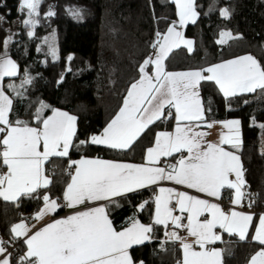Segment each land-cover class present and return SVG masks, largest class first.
Instances as JSON below:
<instances>
[{
	"label": "snow or ice",
	"instance_id": "snow-or-ice-1",
	"mask_svg": "<svg viewBox=\"0 0 264 264\" xmlns=\"http://www.w3.org/2000/svg\"><path fill=\"white\" fill-rule=\"evenodd\" d=\"M41 2L20 0L19 11H26L28 17L22 21L24 25L36 27ZM172 2L178 20L173 21L165 32L155 33V41L150 45L154 51L139 66V78L130 84L118 113L100 135L79 142L80 145L90 143L129 150L156 121L165 116L174 118V131L156 134L153 146L146 149L145 163L87 157L71 159L77 116L52 108L51 115L45 117L43 110L49 106L41 101L35 114L37 126L22 120L13 122L9 119L13 100L0 84V164L7 168L6 172L0 173V197L16 202L22 196L33 197L40 188L46 189L52 183L43 168L49 157H67L69 170L74 169L69 171L70 182L63 192V204L45 193L42 196L44 207L35 214V219L41 220L64 207L73 210L70 215L54 219L35 231L23 220L11 227L12 239H22L26 245L25 254L19 257L21 264H144L134 260L130 250L150 242L155 226L167 228L169 224L174 230L165 235L173 242L179 241L183 251L182 261L178 264H223V250L208 247L222 240L216 229L238 235L240 240L248 238L254 214L236 210L226 212L219 203L173 188H159V194L154 198V219L149 224L131 218L129 226L118 231L109 217L108 204L116 203V198L164 180L217 200L223 190H234L233 205H241L250 195L245 191L247 181L241 157L224 147L240 148L241 122L238 119L209 122L206 113L211 112V107L205 108L200 89L202 82H213L226 101L243 94L259 92L264 95V65L249 54L205 68L167 71L165 61L173 49L186 45L189 51L193 50V41L185 39L179 28L195 24L200 15L195 0ZM72 14L79 17L80 11L74 9ZM220 14L227 18L229 11L221 9ZM47 15L54 13L50 10ZM3 20L4 16H0V21ZM28 35L33 36L34 32L29 31ZM237 38L224 31L217 43L226 44ZM10 39L4 41L5 50ZM52 55L56 57L55 49ZM150 65L153 66L151 74L146 71ZM18 71L17 63L6 51L0 54V82L5 77L17 76ZM32 79L25 73L19 88L31 84ZM8 87L16 95H23L16 85ZM166 109L171 111L165 113ZM216 124L228 130L221 134L219 143L207 142L208 133L196 130L201 125L210 129ZM260 127L264 128V124ZM183 152L187 155H181L176 164L167 169L158 166L161 157ZM89 204L96 206H87ZM144 206L142 204L140 208ZM80 207L84 210L77 211ZM177 209L181 215L174 214ZM185 218L186 224L182 223ZM179 228H184L194 239L188 242L181 237L175 230ZM251 239L262 247L251 256L250 264H264V214L259 216ZM5 243L0 239V264H11L9 257L12 254ZM194 246H199L200 250H195Z\"/></svg>",
	"mask_w": 264,
	"mask_h": 264
},
{
	"label": "trees",
	"instance_id": "trees-1",
	"mask_svg": "<svg viewBox=\"0 0 264 264\" xmlns=\"http://www.w3.org/2000/svg\"><path fill=\"white\" fill-rule=\"evenodd\" d=\"M195 3L200 13L197 22L183 27L185 36L193 40V50L182 46L174 49L165 61L167 70L205 68L243 54L252 55L264 65V0H195ZM19 4L20 0H0V16H4L0 21V54L6 51L19 67L17 76L2 81L5 93L13 100L9 119L38 125L35 114L42 101L49 106L43 110L45 117L52 108L77 116L71 159L142 161L156 133L171 129L173 118L165 116L149 126L129 150L79 142L100 133L121 106L130 84L140 75L139 66L154 51L150 45L155 41V33L165 32L177 20L172 0H42L36 17L38 23L32 28L34 35H28L30 26L18 22L5 50L4 41L9 34L6 27L11 28L13 21L21 18ZM74 9L80 11L79 17L72 14ZM221 9H228L227 18L221 16ZM50 10L54 15H47ZM224 31L238 38L226 44L217 43ZM53 44L57 46L56 57L51 53ZM25 73L33 78L32 82L19 88ZM10 84L16 85L23 95H16L8 87ZM200 91L205 108L211 107V112L206 113L208 121L240 120L242 144L236 152L245 170V191L250 193L244 206L264 210V128L260 127L264 124V95L243 94L226 101L213 82H202ZM67 165V157L52 156L44 164V172L52 180L46 189L40 188L33 197L22 196L16 202L0 197V238L6 242V248L15 244L16 254H24V243L13 240L10 229L19 221L30 220L40 210L45 193L61 202L70 180L65 171ZM4 170L5 166L0 164V172ZM108 212L117 229L126 226L131 218L151 223L154 213L151 190L142 189L117 198L116 203L108 204ZM59 213L61 209L55 214ZM253 227L254 222L246 240L223 233V264H248L253 253L262 247L251 239ZM153 235L150 242L130 250L134 260L144 264H178L180 247L163 240L159 226L154 227ZM11 260L15 264L13 257Z\"/></svg>",
	"mask_w": 264,
	"mask_h": 264
},
{
	"label": "crops",
	"instance_id": "crops-1",
	"mask_svg": "<svg viewBox=\"0 0 264 264\" xmlns=\"http://www.w3.org/2000/svg\"><path fill=\"white\" fill-rule=\"evenodd\" d=\"M177 20H178V17H177ZM184 27V26H183ZM183 27H180L179 28V30L180 31H182L183 32ZM168 28V27H167ZM167 30V29H166ZM183 34H184V32H183ZM184 37H185V39H189V40H192L190 37H187V36H185V34H184ZM193 41V40H192ZM182 47H185L187 50H188V47L186 46V45H181ZM193 47V46H192ZM176 49V48H175ZM174 50V49H173ZM189 51V50H188ZM244 55H249V54H243V55H239V56H236V57H240V56H244ZM236 57H233V58H236ZM233 58H230V59H233ZM230 59H227V60H230ZM222 62V61H221ZM218 63H220V62H218ZM167 70V69H166ZM187 70H195V69H187ZM187 70H167V71H170V72H181V71H187ZM146 71H149V73L151 74L152 73V71H153V66H151L150 65V69H146ZM139 78V77H138ZM0 84H2V82H0ZM130 87V86H129ZM127 93V92H126ZM6 94V93H5ZM7 95V94H6ZM125 96H126V94H125ZM124 96V97H125ZM124 99V98H123ZM122 103H123V101H122ZM122 103H121V106H122ZM120 106V107H121ZM120 107H119V109H120ZM57 109H59V108H57ZM119 109L117 110V112L113 115V117L107 122V124L115 117V115L118 113V111H119ZM60 110H62V111H66V110H64V109H60ZM169 110V109H168ZM169 111H171V110H169ZM66 112H68V111H66ZM69 114H71V115H74L73 113H70V112H68ZM49 115H51V113L49 114ZM227 120H232V119H227ZM211 121H225V120H210L209 122H211ZM175 123H176V121H175V119L173 118V125H172V127H171V129H169V130H161V131H158L157 133H159V132H162V131H167V132H172V131H174V127H175ZM106 124V125H107ZM106 125H105V127H106ZM30 126H33V127H35L34 125H30ZM37 126V125H36ZM104 127V128H105ZM103 128V129H104ZM197 131H203V132H206V133H208L207 135H206V137H205V140L207 141V142H211V143H219V140H220V136H221V134L222 133H226L228 130L227 129H224L220 124H216V125H214L212 128H207L206 127V125H201L198 129H196ZM103 132V130L100 132V133H98V134H94V135H100L101 133ZM156 133V134H157ZM155 138H156V135H155ZM154 141H155V139H154ZM154 141H153V143H152V145H150V147L151 146H153V144H154ZM103 146V145H102ZM229 145H224V147H225V149L226 150H229V151H234V152H236V149H234V148H229V147H231V146H229ZM145 153H146V150H145ZM145 153H144V157H143V160L142 161H139V162H130V161H123V160H112V159H104V158H100V159H104V160H112V161H118V162H128V163H136V164H141V163H145L146 162V160H145ZM236 154H237V152H236ZM176 157L175 158H171V157H161L160 158V161H159V163H158V166L159 167H165L166 169L168 168V166L169 165H172V164H176L177 163V161L180 159V156L181 155H187V153L186 152H183V153H180V154H174ZM238 155V154H237ZM50 158V157H49ZM81 158V157H80ZM80 158H78V159H80ZM87 158H95V157H87ZM77 159V160H78ZM45 164V163H44ZM43 168H44V165H43ZM7 171V168L5 167V170L4 171H1L2 173L3 172H6ZM74 171V170H73ZM44 174H45V172H44ZM46 175V174H45ZM47 176V175H46ZM234 178V177H233ZM69 182H70V180H69ZM160 187H165V188H173V189H175V190H177V191H183V192H187L189 195H193V196H197V197H199V198H202V199H208L210 202H213V203H219L220 205H221V207L226 211V212H229V211H231V210H236V211H242V212H245V213H252V214H254V218H253V222H254V227H253V229H252V231L250 232V236L252 237V235H254V231H255V225L256 224H258V218H259V216L261 215V214H264V210H250V209H247V208H245V206H244V200L242 201V204L241 205H233L232 203H231V199H232V197H233V195H234V190H227V189H225V190H223L222 191V196H221V198L219 199V200H217L216 198H213V197H208L206 194H204V193H199L198 191H196L195 189H189V188H187L186 186H183V185H177V184H175V182H173V181H168V180H164V181H160V182H158V184H156V185H152V186H149V187H147V188H143V189H150L151 190V196H152V198H153V200H154V198H155V196L157 195V194H159V188ZM140 190H142V189H140ZM139 191V190H138ZM2 198V197H1ZM119 198V197H118ZM117 199V198H116ZM221 200H228V202H229V205H230V207H225V206H223L222 204H221ZM61 202L63 203V195H62V200H61ZM101 203H107V202H101ZM87 206H96L95 204H89V205H87ZM86 206V207H87ZM44 207V204H43V206L40 208V209H42ZM77 211L78 210H84V207H80V208H78V209H76ZM72 209H68L67 207H64V208H62L61 209V213H59V214H48V215H46L43 219H41V220H36L35 219V214L37 213H35L34 215H33V217L30 219V220H23L26 224H28V226L30 227V228H32V230L33 231H35V230H37V229H39V228H41V227H43L45 224H47V223H50V222H52L54 219H59V218H62V217H65V216H67V215H70L71 213H72ZM154 214H155V203H154V213H153V219H154ZM174 214L175 215H181V213L178 211V209L174 212ZM186 215V214H185ZM208 218H210V217H208ZM202 219H203V217H202ZM21 221H19V222H17V223H20ZM17 223H15V224H17ZM130 223V222H129ZM129 223L126 225V226H124V227H122V228H120V229H117L118 231L119 230H122L123 228H125V227H128L129 226ZM142 223H144V222H142ZM182 223H184V224H186L187 223V220H186V218L182 221ZM144 224H148V223H144ZM33 225L35 226V227H33ZM171 225V224H170ZM114 226V225H113ZM159 228H160V232H161V234H162V239L163 240H165V241H171V240H169L168 239V237L165 235V233L166 232H171V231H173L174 229H173V226L171 225V227H170V229H167V228H165L164 226H159ZM178 233H179V235L181 236V237H184L188 242H191L194 238L193 237H191V236H189L188 235V233H187V231L184 229V228H179V229H175ZM216 231L222 236V240H223V233H224V231L222 230V229H219V228H217L216 229ZM249 231H250V229H249ZM235 235V234H234ZM236 236H238V235H236ZM1 239V238H0ZM18 240H20V241H22L23 242V240L22 239H18ZM222 240L221 241H217V242H215L214 244H210V245H208V247L209 248H217V249H221L222 250V246H221V242H222ZM176 242H179V241H176ZM25 245V244H24ZM5 246V245H4ZM6 247V246H5ZM178 247H180V251H181V261H182V258H183V251H182V248H181V246H180V243H179V245H178ZM195 247V250H197V251H199L200 249H199V246H194ZM26 245H25V252H26ZM258 251V250H257ZM25 252H24V254H25ZM23 254V255H24ZM255 253H253V255H254ZM0 258H2V257H0ZM9 259L11 260V257H9ZM250 259H251V257H250ZM250 259H249V261H248V264H250ZM11 264H12V260H11Z\"/></svg>",
	"mask_w": 264,
	"mask_h": 264
},
{
	"label": "built area",
	"instance_id": "built-area-1",
	"mask_svg": "<svg viewBox=\"0 0 264 264\" xmlns=\"http://www.w3.org/2000/svg\"><path fill=\"white\" fill-rule=\"evenodd\" d=\"M73 170L74 169L69 170L68 165L65 167V171L67 173H69V171H73ZM0 173H2V172H0ZM59 203L63 204L62 202H59ZM221 204L223 206H225V207H230L228 200H221ZM170 227H171V225L169 224V226L167 227V229H170ZM170 242L173 243L176 246L179 245V242H173V241H170ZM7 251L12 254L11 257H13L15 259V264H21V262L19 260V257H21L23 255H17L16 254V245L15 244L12 245V246L7 247Z\"/></svg>",
	"mask_w": 264,
	"mask_h": 264
},
{
	"label": "rangeland",
	"instance_id": "rangeland-1",
	"mask_svg": "<svg viewBox=\"0 0 264 264\" xmlns=\"http://www.w3.org/2000/svg\"><path fill=\"white\" fill-rule=\"evenodd\" d=\"M19 6H20V4H19ZM27 18H28L27 17V12L26 11L25 12H21V18H17L16 20H14L12 25H11V28L10 27H6V31L9 33L8 37H7L8 40H9V38L12 39V35L11 34H12V31H14V26L16 24H18V22H22L24 19H27ZM9 29H11V30H9ZM29 31H32L31 27L29 28ZM53 49H55L56 56H57V46H56V44H53V46L51 47V53H52Z\"/></svg>",
	"mask_w": 264,
	"mask_h": 264
}]
</instances>
